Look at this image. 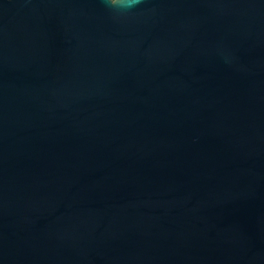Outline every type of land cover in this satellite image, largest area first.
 <instances>
[{
    "label": "water",
    "instance_id": "obj_1",
    "mask_svg": "<svg viewBox=\"0 0 264 264\" xmlns=\"http://www.w3.org/2000/svg\"><path fill=\"white\" fill-rule=\"evenodd\" d=\"M0 0V264H264V0Z\"/></svg>",
    "mask_w": 264,
    "mask_h": 264
},
{
    "label": "clouds",
    "instance_id": "obj_2",
    "mask_svg": "<svg viewBox=\"0 0 264 264\" xmlns=\"http://www.w3.org/2000/svg\"><path fill=\"white\" fill-rule=\"evenodd\" d=\"M111 3L115 5V4L117 3V0H111ZM122 6H123V7L131 8V7L134 6V3L131 2V0H127V2L124 3Z\"/></svg>",
    "mask_w": 264,
    "mask_h": 264
}]
</instances>
